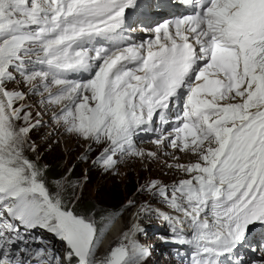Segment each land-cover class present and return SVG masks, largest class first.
<instances>
[{
    "label": "snow or ice",
    "instance_id": "6c2138e0",
    "mask_svg": "<svg viewBox=\"0 0 264 264\" xmlns=\"http://www.w3.org/2000/svg\"><path fill=\"white\" fill-rule=\"evenodd\" d=\"M178 3L184 13L142 26L154 38L137 42L126 10L138 0H0V264H142L149 254L134 239L136 225L101 252L112 217L98 227L62 184L49 187L25 154L40 123L23 103L29 93L57 107L53 119L89 150L106 145L93 162L105 170L117 156L143 158L137 133L152 131L154 115L177 102L171 132L152 142L196 160L174 165L187 178L150 180L138 191L177 213L140 208L192 247L190 264H225L264 228V0Z\"/></svg>",
    "mask_w": 264,
    "mask_h": 264
},
{
    "label": "rangeland",
    "instance_id": "374dc122",
    "mask_svg": "<svg viewBox=\"0 0 264 264\" xmlns=\"http://www.w3.org/2000/svg\"><path fill=\"white\" fill-rule=\"evenodd\" d=\"M18 88L23 89L26 93L28 92L27 86L23 83L18 85ZM35 100L37 101L33 103V106L28 108L32 113V122L36 123V121L39 120L40 123H44L36 126L30 132L29 143L34 144L35 150L33 151L31 148H28L25 154L31 156L38 166L42 165L44 170L47 169L46 163L48 161L52 162L56 160L57 162L61 160V170L67 171V173L63 178L54 181L52 185L54 186L53 188L56 187L57 182L63 185L66 198L74 201L77 211L84 213V208L88 206L89 202L95 200V198H100L103 195L104 190H107V188L118 192L123 191L124 189L130 191L132 188H135L134 193L130 197L131 200H129L133 201V203L130 205L129 201H127L125 210H122L115 220L114 215H109L112 217V222L101 240V252L120 242L123 234L132 228L134 214L137 212V215L140 216V208L142 206L151 205L154 206V209L161 207L160 209L175 214L171 208L161 202L159 197H154L147 191H138V189L150 180H157L166 185H171L179 179L187 178L182 172L177 170L174 165L177 163L187 164L192 160V162H195L196 157L194 155L190 152H177L171 148L162 149L161 146L152 142L157 138L156 136L148 135V140H141L139 136L142 133H139L134 138V143L138 150H144L146 153L145 156L143 158L131 155H124L122 157L117 156L116 159L118 160V163L116 166L111 170H105L99 163L93 164V162L101 154L106 145L91 143L90 150H87V148H89V141H85L68 133L62 125L58 124L53 119V112L58 111L57 107L42 103L40 95L30 93L27 95V98L23 103L30 105ZM37 113H40V115L37 116ZM149 132L150 131H144L145 134H149ZM150 133L158 135L157 131H151ZM161 150L162 153H159ZM148 152L155 153L157 158L149 157L147 155ZM178 154H183L184 157L182 158ZM174 156L178 157L180 160H174ZM169 165L173 166L169 167ZM73 166L76 168V173H78L79 170H82V177L80 180L69 179L68 174ZM146 213H149V215H147L142 221L140 219L136 221L138 218V216H136L134 223L137 222L139 229L143 227L145 228L147 223L152 224L155 222L153 213ZM120 221H122L123 227L121 232L117 235V238L115 237L113 241L104 246L103 243L106 241L107 232ZM106 222L107 220L104 219L102 227ZM161 235H163V233ZM145 236L147 238H145ZM154 237L155 235H150V232L148 231V233L144 235H138V233H136L134 239L138 242H148ZM58 243L60 244V247L63 248V245L59 241ZM60 247L57 251H60ZM237 252L236 256L227 258L225 264H228V260H231L232 264H238L237 257L242 258L244 264L246 262L245 257H247V261L253 260L252 258H249L247 254H243L242 251L237 250ZM192 255L193 250L185 247H159L155 254L151 253V258H145L142 264H190Z\"/></svg>",
    "mask_w": 264,
    "mask_h": 264
},
{
    "label": "trees",
    "instance_id": "16d2710c",
    "mask_svg": "<svg viewBox=\"0 0 264 264\" xmlns=\"http://www.w3.org/2000/svg\"><path fill=\"white\" fill-rule=\"evenodd\" d=\"M27 156L29 159L33 160L31 156ZM46 165L47 169L44 170L45 176L48 180L49 187L53 188L54 186L52 183L57 181L59 178H63L67 171L61 170V160L57 162L56 160L52 162L48 161ZM40 167L43 169L42 165ZM68 176L70 180H80L82 177V170H79L78 173H76V168L73 166ZM134 190L135 188H132L130 191H128V189H124L123 191L118 192L107 188V190H104V193L100 198H95V200L89 202L88 206L84 208V213H81L80 211L78 212L91 216L96 220L97 226L102 227L104 219H106L109 215H114L115 220V218L119 216L120 212L125 210L126 203L131 200L130 197L134 193Z\"/></svg>",
    "mask_w": 264,
    "mask_h": 264
},
{
    "label": "bare ground",
    "instance_id": "6f19581e",
    "mask_svg": "<svg viewBox=\"0 0 264 264\" xmlns=\"http://www.w3.org/2000/svg\"><path fill=\"white\" fill-rule=\"evenodd\" d=\"M84 74H86V73H84ZM78 76V75H77ZM76 76V77H77ZM79 77H80V75H79ZM147 135H149V134H147ZM141 137L142 138H147V136H144V135H142L141 134ZM157 145V144H156ZM146 148V147H145ZM150 148V147H149ZM168 154V153H167ZM188 154V153H187ZM180 157H184L183 156V154H178ZM169 156V155H168ZM173 156V155H172ZM192 156V155H191ZM160 157H161V155H160ZM194 157V156H193ZM180 160V159H179ZM161 161V160H160ZM193 161V160H192ZM191 161V162H192ZM182 162H184V161H182ZM90 189V188H89ZM140 208V207H139ZM161 208V207H160ZM109 209V208H108ZM166 209V208H165ZM116 210V209H115ZM165 213L167 214V212L165 211ZM172 216H175V215H177V213H175V214H171ZM136 216H138L139 217V215H137V212H136V214H134V217H133V220H134V222H135V220H136ZM153 216V215H152ZM150 217V216H149ZM144 218H142V219H140L141 221L143 220ZM146 219H148V218H146ZM150 219V218H149ZM140 221V222H141ZM155 221V220H154ZM133 222V224L132 225H135V223ZM145 222V221H144ZM144 222H142V223H144ZM147 222V221H146ZM133 227V226H132ZM122 221H120V222H118L115 226H113L112 228H110V230L107 232V234H106V241L103 243V245L105 246L107 243H109V242H111V241H113L114 240V238L116 237L117 238V235H119V233L121 232V230H122ZM132 229V228H131ZM139 229V228H138ZM141 229V228H140ZM166 229V228H165ZM137 232H139V231H137ZM184 233L185 234H189L190 233V229H188L187 228V226L185 225L184 226ZM253 234H251L249 237H251ZM145 238H147L146 236H145ZM167 239H168V242H169V244H171V245H174V246H172L171 248H175V247H185V248H187V247H191L190 245H188V244H186V243H180V242H178L177 241V239L175 238V236H174V234H173V232H172V230H171V228H169V229H167ZM50 240H51V238H50ZM143 242H145V241H139V243L140 244H142ZM53 244H55V241L53 240ZM147 244V243H146ZM143 245L145 248H147L148 249V251H150V248H151V246L150 245ZM184 258V257H183ZM262 258H264V256H262V255H260V257L259 258H257V259H255V261H259V260H261ZM245 260H246V262H245V264H250V263H252V261H254V260H250V261H247V257H245ZM226 261V260H225Z\"/></svg>",
    "mask_w": 264,
    "mask_h": 264
}]
</instances>
